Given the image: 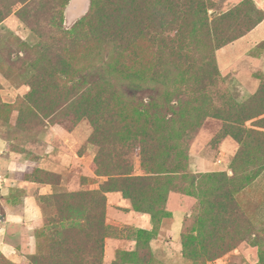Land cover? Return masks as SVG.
<instances>
[{
  "label": "rangeland",
  "instance_id": "1",
  "mask_svg": "<svg viewBox=\"0 0 264 264\" xmlns=\"http://www.w3.org/2000/svg\"><path fill=\"white\" fill-rule=\"evenodd\" d=\"M47 1L69 36L0 0V264L82 258L61 228L100 211L101 264H264V142L236 131L264 133V0H201L173 23L131 0L128 49L95 42V18L75 34L92 0ZM95 70L112 113L96 120ZM217 173L246 221L224 213Z\"/></svg>",
  "mask_w": 264,
  "mask_h": 264
},
{
  "label": "trees",
  "instance_id": "2",
  "mask_svg": "<svg viewBox=\"0 0 264 264\" xmlns=\"http://www.w3.org/2000/svg\"><path fill=\"white\" fill-rule=\"evenodd\" d=\"M18 3H22L23 10H27L31 13V10L34 12H47L52 11L53 13L51 15L46 16V22H48V25L53 28V30L56 32V34H59L60 36H63L65 34H68L62 30V13L59 10H52L55 6L54 4H51L47 0H16ZM143 0H137L138 8L142 5ZM160 5V6H159ZM203 5V2L201 0H154L153 1V8L155 13L162 11L163 17H166L169 19L171 23L177 21V18H179L181 13H186L188 9H190L193 6L200 7ZM159 6V9H157ZM131 0H92L91 7L89 9V13L79 19L73 30L76 34V32H80L82 29H86L88 32H90L91 28L94 27V18H95V42L102 41L105 44H111L113 47H121L124 49H128L129 45L132 43L131 39L133 38L135 34V30H139L142 25V18L140 15L133 14L131 12ZM34 15V14H33ZM35 16V15H34ZM261 19L257 20V23L260 22ZM131 22L134 23V29L131 25ZM38 25L37 22L33 24V26ZM155 35H158L156 33V26H154ZM73 33V32H72ZM91 33V32H90ZM70 34V33H69ZM66 35V36H69ZM71 40V37H69ZM205 66L207 69H210V71L206 72L207 76H214L211 72L213 71V62L211 58H208L205 60ZM85 75L87 73H84ZM48 75H51V73L48 72ZM97 73L95 70V94L93 96V102L87 104L84 108V113L86 115L93 113L94 119L98 117V113L106 109L105 115L111 116V110L105 108V106L102 105V94L104 92H107L106 86L101 83H98V78L96 77ZM90 78L92 80V83L94 82V75L90 74ZM105 78V77H104ZM97 82V83H96ZM264 87V85H263ZM262 91V89H261ZM106 105H109V103L106 102ZM251 117H248L247 119H250ZM237 133L245 134L247 138H249L251 141H261L264 142V133L259 132L256 129H254L252 126L248 128H237ZM241 135V134H240ZM146 153V152H145ZM154 172V171H151ZM127 172H121L120 174H126ZM213 178H216L217 181L221 182V184H218L217 188H220L224 190L225 195L223 198V201H220V205L222 206L225 214H228V218L230 219H240L246 221L245 215L242 212V210L239 208V206L236 204V201L234 197L231 195V189L228 179L223 176L221 173L217 174H211L210 175ZM121 178V177H120ZM148 177L142 176H124L121 178V182H127L131 181L134 183H137L139 181L137 180H146ZM228 183V184H227ZM228 187H226L225 185ZM74 195V194H73ZM102 199V197H100ZM98 199V200H100ZM224 204V205H223ZM83 221L80 223H72L67 226H63L61 228V231H64L62 233L67 234H77L78 236L82 237V243L83 246L86 248V252L84 253V256L82 258H75L72 261L64 260L59 257H56L55 255L51 257V253L48 255H39L37 257H33L31 259L32 262H38L46 260L45 264H101V257H102V241L103 236L106 233V227L103 223L102 219V212L100 211V214L97 216L91 214L88 212L83 218H81ZM95 220L97 223H95ZM65 239H61V241H58V244H65ZM56 241L54 240L52 242V245H54ZM77 257V256H76ZM215 258V257H211Z\"/></svg>",
  "mask_w": 264,
  "mask_h": 264
},
{
  "label": "crops",
  "instance_id": "3",
  "mask_svg": "<svg viewBox=\"0 0 264 264\" xmlns=\"http://www.w3.org/2000/svg\"><path fill=\"white\" fill-rule=\"evenodd\" d=\"M260 29L264 32V20H262L261 22H259L250 33H254L255 31H258ZM260 36L261 37H264V33H260V34L257 35V37H260ZM202 166H205V164H202Z\"/></svg>",
  "mask_w": 264,
  "mask_h": 264
}]
</instances>
